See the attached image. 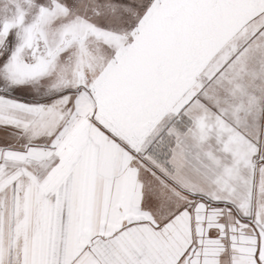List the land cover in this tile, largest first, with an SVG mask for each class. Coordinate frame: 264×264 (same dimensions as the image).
Listing matches in <instances>:
<instances>
[{
  "label": "snow or ice",
  "instance_id": "obj_1",
  "mask_svg": "<svg viewBox=\"0 0 264 264\" xmlns=\"http://www.w3.org/2000/svg\"><path fill=\"white\" fill-rule=\"evenodd\" d=\"M0 264H264V0H0Z\"/></svg>",
  "mask_w": 264,
  "mask_h": 264
}]
</instances>
